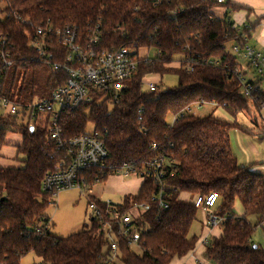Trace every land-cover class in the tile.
Returning a JSON list of instances; mask_svg holds the SVG:
<instances>
[{"label":"trees","instance_id":"trees-1","mask_svg":"<svg viewBox=\"0 0 264 264\" xmlns=\"http://www.w3.org/2000/svg\"><path fill=\"white\" fill-rule=\"evenodd\" d=\"M6 3L32 25L48 21L53 27L72 25L82 32L98 27L105 47L137 43L157 51L154 59L139 64L117 103L95 99L60 117L65 137L85 133L88 124L99 131L111 161H143L150 157L152 143L165 146L175 160L174 177L165 183L167 209L151 201L156 187L149 180L136 195L123 197L119 211L134 203L147 204L149 210L133 221L139 253L118 238V255L110 264H171L174 257L191 252L198 240L189 237L197 209L191 199L183 200L180 195L211 192L219 196L215 213L222 223L220 236L206 245L205 260L210 264H264V250L252 242L256 227L264 223V175L239 166L229 141L232 129L245 128L212 115L200 119L190 113L169 125L171 116L197 103L214 104L233 115L248 114L251 106L264 104V89L246 97L238 79L228 74L239 66L233 52L226 49L236 33L228 18L212 16L211 10L218 5L208 0H164L157 7L149 0H0V35L12 44L15 69L35 64L20 62L32 51L23 26L4 17L10 10ZM174 9L179 10L175 19L168 14ZM187 59L194 61L191 72L186 69ZM168 74L177 77L174 87L160 90L157 86L152 92L141 84L145 77ZM261 83L264 77L255 81ZM4 93L12 97L9 90ZM140 108L144 111L139 121ZM10 132L22 135L18 153L23 159L21 166L0 167V264H20L29 253L38 259L37 264H105L110 258V242L106 227L97 220L90 217L88 229L67 237L44 230L43 224L50 221L47 209L55 201L42 192V180L59 170L62 159L45 148L43 130L36 126L31 130L14 118L0 121V147ZM94 176L95 172L85 175L88 189L107 180ZM88 200L103 205L99 199ZM236 203L241 206V216L234 211ZM251 217L252 223L248 221Z\"/></svg>","mask_w":264,"mask_h":264},{"label":"built area","instance_id":"built-area-1","mask_svg":"<svg viewBox=\"0 0 264 264\" xmlns=\"http://www.w3.org/2000/svg\"><path fill=\"white\" fill-rule=\"evenodd\" d=\"M149 1L157 7L164 0ZM208 1L218 6L227 2V0ZM5 5L9 10V4ZM178 12V9H174L168 14L175 19ZM4 17L19 22L27 36V47L32 53L21 57L20 62L48 67L55 75L53 86L46 98L33 103L11 99L4 93L3 81L7 71L14 65L12 44L8 42L6 36L0 35V121L14 118L16 123L32 127V130L35 126L43 130L46 134L45 148L52 151V156H59L62 159L58 171L44 176L42 192L53 202L64 190H88L85 175L95 172L96 179L102 176L136 178L141 184L149 180L156 187L151 201L158 202L159 206L167 209L165 183L174 177L177 167L175 160L168 156L165 146L152 143L149 148L151 155L143 161L114 162L109 158L99 131L92 129L76 136L65 137L60 125L62 114L72 113L95 99L117 103L126 82L137 74L139 64L150 61L147 56L141 57L139 51L141 49L149 51L150 48L141 47L137 43L129 46L105 47L98 27H88L82 32L72 25L53 27L48 21L46 24L32 25L29 18L20 17L11 8ZM232 28L236 37L231 44V51L247 61L248 70L257 77H264V56L255 52L249 45L253 24L249 22L233 24ZM193 62V59L186 60L187 71H192ZM203 62L208 65H219L213 60ZM228 74L238 79L244 96L250 98L261 91L260 85L244 77L241 67L235 66L228 71ZM147 78L141 80L142 86L145 85V89L149 91H156L157 84L148 82ZM200 104L197 103L195 106L200 107ZM191 109L186 108L177 115L171 116L169 125L190 113ZM143 111V108L137 111L139 121L142 119ZM218 201L219 196L215 192L207 195L197 194L191 198L194 208L204 213V224L208 229L217 228L222 223V219L215 213ZM101 202L102 206L88 200L87 211L92 219L97 220L107 229L110 258L105 264H110L118 255V238L125 239L131 248H139L137 236L132 233L133 221L141 213L148 211L149 206L134 203L128 209L119 211L122 201L119 204L110 201ZM43 227L44 230H50V221L43 224ZM36 232L40 233V230L37 229ZM207 244V237L201 238L198 242V245L204 248Z\"/></svg>","mask_w":264,"mask_h":264},{"label":"rangeland","instance_id":"rangeland-1","mask_svg":"<svg viewBox=\"0 0 264 264\" xmlns=\"http://www.w3.org/2000/svg\"><path fill=\"white\" fill-rule=\"evenodd\" d=\"M231 44L226 45V49L229 52H232ZM139 55L141 57H148L150 60L154 59L157 55V51L154 48L149 49H141L139 51ZM238 61L239 67L242 68V72L247 67V61L243 57H238L233 54ZM245 68L243 69V67ZM52 71L45 66L31 65L27 68L17 67L16 69L12 66L6 73L3 87L6 93L8 90L10 91V96L12 95V99L15 101L21 102H37L40 99H44L48 96L51 87L53 86L54 77H52ZM250 74V73H249ZM246 74L244 76L246 79L253 78L255 80L258 79L257 75L252 72V74ZM54 76V75H53ZM148 82H153L157 84L160 90H165L167 88L174 87L177 84V77L173 74L164 75L162 78L157 76H152L147 78ZM146 87L145 85L143 86ZM9 96V95H8ZM251 110V111H250ZM250 114L253 116L254 111L250 108ZM190 114L194 115L196 118L204 119L208 116L212 115L215 118L225 121L228 123H238L243 128H248V119L250 117L245 113H236V115L231 114L229 111L222 107H213L209 104H203L200 107H192ZM236 119V121H234ZM87 131L92 130V126L90 124L86 127ZM237 128L232 129L229 134L230 148L232 153H236L238 156L241 153L239 147V139L235 136ZM22 143V135L19 132H10L7 134L5 138V144L0 147V167H18L21 166V160L23 156L18 153V147ZM122 182L125 184L130 183V180H136V178H122ZM117 180H115L116 182ZM138 181V180H137ZM133 182L127 189L129 194H134L137 191V184L139 182ZM110 181L108 180L107 184L104 183H96L88 190L79 191L77 189H69L64 190L58 194L55 198V203L51 205L47 209V216H49L51 223L54 224L53 232L60 237H66L75 232L88 229L90 227V213L87 211V203L90 197L100 199L103 201H110L115 204H119L123 199V197H119L118 191L120 187L123 185L122 182H116L108 184ZM108 187V188H107ZM112 189H110V188ZM193 197V196H192ZM190 195L181 194L180 198L191 199ZM203 212L201 210H197L195 220L193 221L189 236L199 235L200 227L199 222L203 220ZM205 218V216H204ZM252 223V221L249 219ZM255 234V233H254ZM252 235L254 241H256V234ZM213 238L212 234L209 235V239ZM199 248L197 245L194 250ZM136 252L139 253V248H134ZM187 255V254H186ZM185 256V255H184ZM203 256L201 257V264H205L203 260ZM38 259L32 254L29 253L21 259L20 264H37ZM197 264V263H196Z\"/></svg>","mask_w":264,"mask_h":264},{"label":"crops","instance_id":"crops-1","mask_svg":"<svg viewBox=\"0 0 264 264\" xmlns=\"http://www.w3.org/2000/svg\"><path fill=\"white\" fill-rule=\"evenodd\" d=\"M212 16L216 19H224L228 18L234 25H240L245 22L252 23L254 28L252 34L250 35L249 45L255 50V52L264 56V0H227L224 5L218 6L211 10ZM177 65V64H175ZM245 66L243 67V69ZM242 71V68H241ZM246 74H252V71L245 68ZM249 74V75H250ZM248 81L255 82V79H247ZM260 89H264V83L260 84ZM254 111V115L252 116L249 111L247 114L250 119L248 123V128L245 130L237 129L235 136L239 139V147L240 154L239 156L234 152L233 155L237 159V164L241 167H248L252 172L264 175V104L260 105V108L250 107ZM243 113V112H241ZM236 121V119L234 120ZM231 132V131H230ZM229 132V134H230ZM8 167V166H7ZM108 180L110 181L108 184L113 183L116 184L122 182V178L119 177H109L104 182L107 184ZM115 180H117L115 182ZM130 180V183L125 184L122 182V186L120 184V189L116 191L119 197H124L126 195H136L139 191L141 181L140 180ZM139 182L137 184V191L134 194H129L128 187L133 184V182ZM108 188V187H107ZM110 188V187H109ZM111 189V188H110ZM112 190V189H111ZM185 195H189L187 193H182ZM123 199V198H122ZM190 199V198H189ZM188 198L185 200H189ZM100 200V199H99ZM103 201V200H100ZM234 211L237 216H241L242 209L239 203L234 205ZM204 214V213H203ZM205 216V215H204ZM203 216V220L199 222L200 234L199 235H191L189 237H196L197 243L196 245L199 247L194 251L189 252L187 255L182 257H174L171 261V264H201V257H204L205 248L198 245V242L201 238L207 237L209 239V235L212 234L213 237H219L221 234V229L219 227L214 229H208L205 227V218ZM49 217V216H48ZM252 222H254V218H249ZM50 220V218H49ZM51 223V221H50ZM51 231L53 232L54 224L51 223ZM54 233V232H53ZM76 233V232H75ZM256 234V241L252 238V242L259 245L262 250H264V223L258 225L254 231ZM253 233V234H254ZM55 234V233H54ZM74 234V233H73ZM254 234V235H255ZM57 235V234H55ZM72 235V234H70ZM58 236V235H57ZM69 236V235H68ZM60 237V236H59ZM67 237V236H66ZM209 241V240H208ZM196 247V246H195ZM195 249V248H194ZM205 264L208 263L205 258H203Z\"/></svg>","mask_w":264,"mask_h":264},{"label":"water","instance_id":"water-1","mask_svg":"<svg viewBox=\"0 0 264 264\" xmlns=\"http://www.w3.org/2000/svg\"><path fill=\"white\" fill-rule=\"evenodd\" d=\"M30 129L32 130V127Z\"/></svg>","mask_w":264,"mask_h":264}]
</instances>
